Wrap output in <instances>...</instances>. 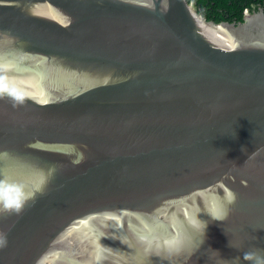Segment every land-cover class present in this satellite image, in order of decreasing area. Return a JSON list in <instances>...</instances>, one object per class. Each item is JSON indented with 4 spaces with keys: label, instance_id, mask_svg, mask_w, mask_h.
<instances>
[{
    "label": "water",
    "instance_id": "95a60500",
    "mask_svg": "<svg viewBox=\"0 0 264 264\" xmlns=\"http://www.w3.org/2000/svg\"><path fill=\"white\" fill-rule=\"evenodd\" d=\"M0 233V264L264 249V11L0 0Z\"/></svg>",
    "mask_w": 264,
    "mask_h": 264
},
{
    "label": "trees",
    "instance_id": "16d2710c",
    "mask_svg": "<svg viewBox=\"0 0 264 264\" xmlns=\"http://www.w3.org/2000/svg\"><path fill=\"white\" fill-rule=\"evenodd\" d=\"M207 20L240 23L245 11H264V0H188Z\"/></svg>",
    "mask_w": 264,
    "mask_h": 264
},
{
    "label": "clouds",
    "instance_id": "9594fccd",
    "mask_svg": "<svg viewBox=\"0 0 264 264\" xmlns=\"http://www.w3.org/2000/svg\"><path fill=\"white\" fill-rule=\"evenodd\" d=\"M19 99V97H17ZM241 151H246L245 148H242ZM232 162L234 165L235 162ZM233 201L235 200V197L233 196L231 198ZM6 209L14 212L15 214H19L21 212V206L20 204H15L13 205H6ZM228 215V210L225 209L223 212V215L220 217V220H224L227 218ZM7 246V236L6 234L0 233V249L4 248ZM231 247V245L229 244ZM241 260L247 262V264H264V249H254V250H249L243 253L242 256H236L232 258V264H240Z\"/></svg>",
    "mask_w": 264,
    "mask_h": 264
}]
</instances>
